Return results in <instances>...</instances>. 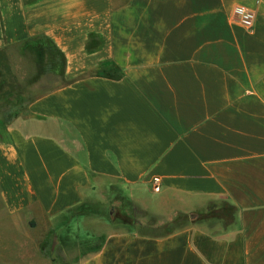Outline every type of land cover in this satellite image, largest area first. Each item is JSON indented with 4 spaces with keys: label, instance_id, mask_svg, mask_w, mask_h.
Masks as SVG:
<instances>
[{
    "label": "crops",
    "instance_id": "0c3cea01",
    "mask_svg": "<svg viewBox=\"0 0 264 264\" xmlns=\"http://www.w3.org/2000/svg\"><path fill=\"white\" fill-rule=\"evenodd\" d=\"M0 264H264V0H0Z\"/></svg>",
    "mask_w": 264,
    "mask_h": 264
},
{
    "label": "trees",
    "instance_id": "16d2710c",
    "mask_svg": "<svg viewBox=\"0 0 264 264\" xmlns=\"http://www.w3.org/2000/svg\"><path fill=\"white\" fill-rule=\"evenodd\" d=\"M31 45L32 46H42V48L51 51V54H50L51 57H54L52 55L55 54L57 62H58L57 74H60V75L62 74L61 66L63 63V56L60 52H58L55 49V46L50 41L42 37H37L32 40ZM42 54H43L42 51H40L39 52V65L43 64ZM206 210H207V213L203 216L204 219H211L212 221H219L222 223L224 227L227 228L234 223L235 214H236L237 209L235 206L227 202H220L219 204L210 203ZM144 216L146 215L144 214ZM149 222L150 223L148 227L153 226V225L155 226L154 220L150 219ZM187 222L188 220L186 216H178L171 223L164 225L163 226L164 231H162L159 234L153 235V234H145V233H139V232L138 233L149 236V237L163 238V237L169 236L170 234L174 233L176 230L183 228ZM131 224L136 225L138 224V222L134 221Z\"/></svg>",
    "mask_w": 264,
    "mask_h": 264
},
{
    "label": "rangeland",
    "instance_id": "374dc122",
    "mask_svg": "<svg viewBox=\"0 0 264 264\" xmlns=\"http://www.w3.org/2000/svg\"><path fill=\"white\" fill-rule=\"evenodd\" d=\"M119 211L122 212V215L119 214ZM110 214L107 215V219L109 220V223L115 229H135L139 233H145V234H159L162 231H164L163 226L157 227V226H152V227H146L144 225H135L131 224L132 222L136 221H142L143 223H146L150 220L149 217H143L141 214L128 204H124L121 208L117 207H111L109 209ZM130 221V222H129Z\"/></svg>",
    "mask_w": 264,
    "mask_h": 264
},
{
    "label": "built area",
    "instance_id": "2783aa9c",
    "mask_svg": "<svg viewBox=\"0 0 264 264\" xmlns=\"http://www.w3.org/2000/svg\"><path fill=\"white\" fill-rule=\"evenodd\" d=\"M233 21L240 24L247 30H251L254 25L255 13L244 6H235L232 12ZM159 179H153L154 191L159 190Z\"/></svg>",
    "mask_w": 264,
    "mask_h": 264
}]
</instances>
